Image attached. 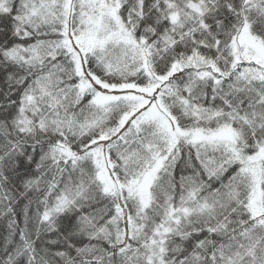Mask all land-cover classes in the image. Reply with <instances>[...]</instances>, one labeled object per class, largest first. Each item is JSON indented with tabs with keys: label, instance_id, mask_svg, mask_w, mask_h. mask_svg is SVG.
<instances>
[{
	"label": "snow or ice",
	"instance_id": "obj_1",
	"mask_svg": "<svg viewBox=\"0 0 264 264\" xmlns=\"http://www.w3.org/2000/svg\"><path fill=\"white\" fill-rule=\"evenodd\" d=\"M0 264H264V0H0Z\"/></svg>",
	"mask_w": 264,
	"mask_h": 264
}]
</instances>
